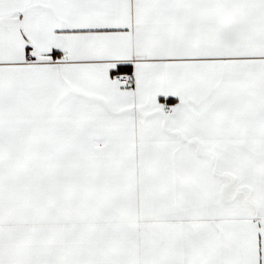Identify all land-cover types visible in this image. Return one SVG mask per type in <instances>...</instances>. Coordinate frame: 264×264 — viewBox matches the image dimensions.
I'll list each match as a JSON object with an SVG mask.
<instances>
[{
  "label": "snow or ice",
  "instance_id": "1",
  "mask_svg": "<svg viewBox=\"0 0 264 264\" xmlns=\"http://www.w3.org/2000/svg\"><path fill=\"white\" fill-rule=\"evenodd\" d=\"M0 264H264V0H0Z\"/></svg>",
  "mask_w": 264,
  "mask_h": 264
}]
</instances>
